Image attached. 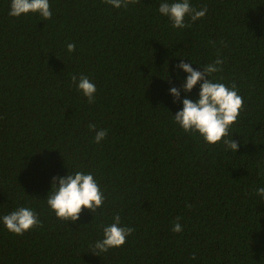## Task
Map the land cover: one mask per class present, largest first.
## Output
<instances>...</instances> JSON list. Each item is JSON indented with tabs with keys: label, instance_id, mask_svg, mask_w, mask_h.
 Here are the masks:
<instances>
[{
	"label": "trees",
	"instance_id": "trees-1",
	"mask_svg": "<svg viewBox=\"0 0 264 264\" xmlns=\"http://www.w3.org/2000/svg\"><path fill=\"white\" fill-rule=\"evenodd\" d=\"M161 2L49 0L42 20L11 17L0 0V217L28 207L42 224L16 235L0 221V264H264V0H189L207 13L183 29L158 12ZM218 57L222 70L209 78L235 83L243 99L223 138L236 152L172 116L199 92L174 102L169 89L187 75L176 65L202 71ZM73 75L94 83L93 103ZM89 124L107 130L100 143ZM77 171L93 174L104 204L64 222L47 193L53 177ZM117 213L134 231L93 254Z\"/></svg>",
	"mask_w": 264,
	"mask_h": 264
},
{
	"label": "clouds",
	"instance_id": "clouds-1",
	"mask_svg": "<svg viewBox=\"0 0 264 264\" xmlns=\"http://www.w3.org/2000/svg\"><path fill=\"white\" fill-rule=\"evenodd\" d=\"M112 7L119 9L134 5L139 0H104ZM158 12L168 18L171 26L177 29L190 27L185 23V18L190 21H197L207 13V7L199 10L194 8L189 0H163L159 4ZM29 13L38 14L42 20L52 17L49 0H10L9 13L11 17H20ZM68 52L75 50V45H67ZM223 63L222 58H217L214 62L202 67V71L196 70L191 63L180 61L177 68L187 73L181 89L171 87L170 94L174 102L180 99L181 90L189 93L199 84L198 99L195 101L187 98L182 99V108L173 116L174 122L186 133L197 134L205 144H216L229 135L230 127L237 121L240 111L243 109V99L238 94L235 83L231 87L221 82H214L209 77L222 69L219 67ZM164 79H167L164 78ZM71 81L78 91L87 98L89 103L95 100L96 86L88 77L73 75ZM90 130L95 131L94 140L100 143L106 136L107 130L96 129L95 124L88 125ZM226 150L236 152L238 144L235 140L223 139ZM260 167V165H258ZM52 191L47 193V206L55 213L61 221L75 222L79 219L80 213L85 209L90 213H95L104 204V194L100 189L93 174L75 172L64 177L55 176L51 182ZM256 194L261 197L264 203V187L256 189ZM113 222L102 229V238L95 241L91 247V252L97 256L98 253L107 252L111 248L123 246L127 237L134 231L128 226H121V218L117 213L113 216ZM179 218H177L178 221ZM6 229L16 235H23L38 226L42 227L37 213L28 207H20L11 213L0 217ZM173 232L182 231L179 222L173 224Z\"/></svg>",
	"mask_w": 264,
	"mask_h": 264
}]
</instances>
